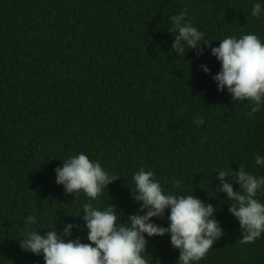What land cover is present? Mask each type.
<instances>
[{"label":"trees","instance_id":"trees-1","mask_svg":"<svg viewBox=\"0 0 264 264\" xmlns=\"http://www.w3.org/2000/svg\"><path fill=\"white\" fill-rule=\"evenodd\" d=\"M254 2L0 0V264H44L18 244L32 215L40 220L35 229L56 223L62 233L66 223L79 225L72 238L88 243L77 217L88 198L56 183L55 169L79 153L116 174L93 203L114 206L121 223L140 209L132 178L143 167L166 192L217 209L224 235L199 264H264V234L241 243L215 176L240 165L264 176L255 165L264 156V109L249 115L247 101L217 90L212 77L221 65L206 46L203 56L186 49L177 57L170 20L187 10L206 40L241 33L264 39V18L251 16ZM257 198L264 203V191ZM156 222L166 227L167 213ZM147 254L149 264L179 257L168 236L150 239Z\"/></svg>","mask_w":264,"mask_h":264},{"label":"clouds","instance_id":"clouds-1","mask_svg":"<svg viewBox=\"0 0 264 264\" xmlns=\"http://www.w3.org/2000/svg\"><path fill=\"white\" fill-rule=\"evenodd\" d=\"M187 16L185 10L170 17L176 33L172 51L184 58L188 51L195 50L199 57L205 54L201 46H206L221 65L212 77L217 90L222 93L226 89L237 103L247 101L249 115L261 112L264 109V39L257 34L241 33L209 41ZM251 16L264 18V0L253 3ZM213 41H219V46L213 47ZM200 67L205 74H210L206 65ZM194 123L199 127L204 119L197 116ZM255 165L264 168V156L257 154ZM55 173L56 183L63 186L65 194H75L77 198L83 193L88 198L77 216L84 221L88 243L72 238L79 225L66 223L62 233L58 232L56 223L52 229H35L33 226L40 224L39 218L28 216L25 231L18 239L19 248L42 256L44 264H149V240L164 236L170 238L171 247L179 252L176 264H199L224 235L220 222L215 219L217 209L213 204L192 194L166 192L154 171L142 167L133 175L132 194L140 209L124 223L120 222L122 214H117L114 206L101 209L93 203L117 179L99 161L79 153L62 161V167L56 168ZM215 176L219 192L227 196L229 213L239 223L241 243H254L264 234V203L257 198L264 191V176L247 171L242 165L238 171L218 169ZM175 183L179 187L180 181ZM234 185H238L236 190ZM166 213L165 227L156 221ZM41 230H45L43 234Z\"/></svg>","mask_w":264,"mask_h":264}]
</instances>
